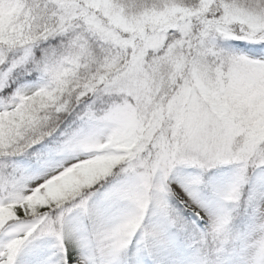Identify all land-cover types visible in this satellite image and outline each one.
<instances>
[{"label": "snow or ice", "instance_id": "6c2138e0", "mask_svg": "<svg viewBox=\"0 0 264 264\" xmlns=\"http://www.w3.org/2000/svg\"><path fill=\"white\" fill-rule=\"evenodd\" d=\"M0 264H264V0H0Z\"/></svg>", "mask_w": 264, "mask_h": 264}]
</instances>
